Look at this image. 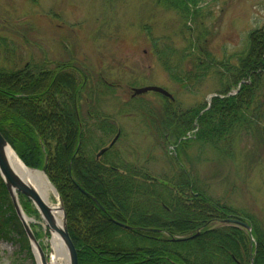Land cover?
<instances>
[{
	"label": "trees",
	"instance_id": "trees-1",
	"mask_svg": "<svg viewBox=\"0 0 264 264\" xmlns=\"http://www.w3.org/2000/svg\"><path fill=\"white\" fill-rule=\"evenodd\" d=\"M154 1L187 23L204 0ZM205 31L188 41L191 70L180 66L186 54L179 53L177 62L170 61L171 52L157 55L172 82L185 87L211 76L216 96L209 105L184 111L165 98L158 126L172 136L169 142L180 141L176 152L192 143L226 154L237 134L259 131L264 138V24L249 32L241 51L221 58L208 50ZM152 44L156 52V41ZM10 50L0 37V133L26 167L42 169L46 163L45 174L62 201L78 264H264V239L254 221L250 219L252 226L246 222L252 227L250 235L238 226L221 225L219 220L242 218L202 193L182 169L174 180L151 178L124 164L119 155H110L112 146L96 158L114 130L98 114L92 124L80 118L78 99L88 80L81 69L30 62L14 66L17 60ZM95 125L100 135L90 129ZM0 233L16 236L27 250L1 179Z\"/></svg>",
	"mask_w": 264,
	"mask_h": 264
},
{
	"label": "rangeland",
	"instance_id": "rangeland-1",
	"mask_svg": "<svg viewBox=\"0 0 264 264\" xmlns=\"http://www.w3.org/2000/svg\"><path fill=\"white\" fill-rule=\"evenodd\" d=\"M263 24L264 0H204L197 5L194 20L187 23L154 0H0V37L10 45L17 60L14 66L72 64L88 76L78 113L86 124L93 123L95 114L108 120L114 131L106 135L103 149L117 135L110 155H119L124 164L158 179L174 180L182 169L196 188L228 208L232 216L249 224L252 219L264 239V138L260 132L237 134L226 154L192 143L176 152L180 141L169 142L172 136L158 126L163 123L166 99L153 92L131 97L132 88L159 86L182 111L210 104L216 81L208 76L185 87L174 83L158 52H171V62H177L179 53L186 54L180 66L191 70L188 41L197 32L206 30L208 50L221 58L241 51L249 32ZM95 127L90 129L100 135ZM18 200L25 215L35 220L30 227L48 263L50 234L33 204L20 194ZM51 202L59 204L57 195ZM16 239L0 233V264H41L29 243L26 250Z\"/></svg>",
	"mask_w": 264,
	"mask_h": 264
},
{
	"label": "water",
	"instance_id": "water-1",
	"mask_svg": "<svg viewBox=\"0 0 264 264\" xmlns=\"http://www.w3.org/2000/svg\"><path fill=\"white\" fill-rule=\"evenodd\" d=\"M148 92L157 93V94L163 96L164 98H167L168 100L173 101L172 95L167 90H165L164 88L159 87V86H145V87H140V88H132L131 89V97L141 95V94H145ZM229 94H233V93H229ZM214 96H216V95L215 94L210 95L208 98L211 99ZM116 138H117V135L111 140V142L109 143V146H111L115 142ZM8 150H12V148L10 147V145L7 143V141L4 139V137L0 133V179L3 182V184L7 190V193L9 195V198H10L13 210L15 212V215H16L17 219L19 220V222L22 226V229L24 231V234L27 238V241L31 247L33 254L35 256H36V254H38L41 264H48L47 261L45 260L44 253H43L37 239L35 238L33 231L31 230L30 223H28V221H26L24 218V216L26 217V215H25V213H24V211L20 205V202L18 200V194H21L24 197H26L28 200H30V202L33 204L34 208L37 210L41 220H43V222H45L46 226L48 227L49 232L55 231L58 233V235L62 241L63 247H64L63 252L66 256L67 264H78L77 252H76V249H75V247H74V245L70 239V236L68 234L64 208L62 206L61 200H60L56 190L50 184V182L48 181V179L45 175L46 163H44L42 170H36V169L27 168L21 162L27 169L33 170L35 172L42 174L44 176V179L46 180V182H48V184L55 190L56 195H57V200L60 204V210L62 211V225L60 228H57L54 225V220H53V216L51 213V209L41 200V198L38 196L36 190L31 185L26 183L22 178H20L13 171V169L11 168V166L9 164L8 158H7ZM104 150L105 149H102L98 153L97 157H99L104 152ZM12 152L16 155V153L13 150H12ZM80 190H81V192L84 193V191L82 189H80ZM86 195L93 202H95V204L97 206L100 207V205L96 202V200L92 196H90L88 194H86ZM111 221L113 223H115L116 225L122 227V228L131 229L130 226L123 224L121 222H118V221L113 220V219H111ZM220 222L223 224H233L235 226H239L241 228L246 229L249 232L251 230V227L248 224H246L245 222L238 220V219L227 218V219L220 220ZM192 237H194V235L189 236V237H184V238H174V240L180 241V240H186V239H189ZM251 262H252V260H251Z\"/></svg>",
	"mask_w": 264,
	"mask_h": 264
},
{
	"label": "bare ground",
	"instance_id": "bare-ground-1",
	"mask_svg": "<svg viewBox=\"0 0 264 264\" xmlns=\"http://www.w3.org/2000/svg\"><path fill=\"white\" fill-rule=\"evenodd\" d=\"M7 158L9 164L13 171L22 178L26 183L31 185L37 192L38 196L41 200L51 209V213L54 220V225L57 228H60L62 225V211L60 210V205L58 203H52L51 197L54 196L56 198L55 190L46 182L44 176L38 172L27 169L18 157L12 152V150H8ZM25 220L28 223L34 222L33 218L25 217ZM42 226L50 234L47 238V244L51 248V256L48 261V264H67L66 256L64 254V247L62 241L55 231H48V227L45 222L42 220Z\"/></svg>",
	"mask_w": 264,
	"mask_h": 264
}]
</instances>
